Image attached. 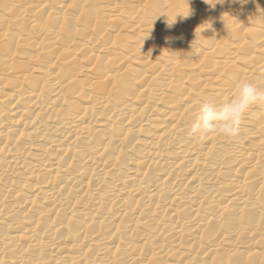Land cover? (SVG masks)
<instances>
[{
    "label": "bare ground",
    "instance_id": "bare-ground-1",
    "mask_svg": "<svg viewBox=\"0 0 264 264\" xmlns=\"http://www.w3.org/2000/svg\"><path fill=\"white\" fill-rule=\"evenodd\" d=\"M171 25V27H169ZM264 0H0V264H264Z\"/></svg>",
    "mask_w": 264,
    "mask_h": 264
},
{
    "label": "clouds",
    "instance_id": "clouds-1",
    "mask_svg": "<svg viewBox=\"0 0 264 264\" xmlns=\"http://www.w3.org/2000/svg\"><path fill=\"white\" fill-rule=\"evenodd\" d=\"M254 106L264 108V88L250 81L238 82L235 95L227 102L219 105L205 102L200 106L191 125L190 134L200 140L214 134L235 138L240 133L246 114Z\"/></svg>",
    "mask_w": 264,
    "mask_h": 264
}]
</instances>
